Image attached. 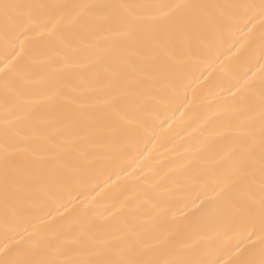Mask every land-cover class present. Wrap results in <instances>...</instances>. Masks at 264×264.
<instances>
[{
    "label": "bare ground",
    "instance_id": "obj_1",
    "mask_svg": "<svg viewBox=\"0 0 264 264\" xmlns=\"http://www.w3.org/2000/svg\"><path fill=\"white\" fill-rule=\"evenodd\" d=\"M0 2L64 6L32 10L22 43L5 41L0 18V260L25 259L30 243L45 240L60 259L81 264L94 258L87 248L95 240L133 228L146 259L234 260L236 245L247 247L261 221L216 192L232 184L238 134L261 126L264 15L213 6L261 0ZM106 4L209 7L181 10L188 24L180 34L153 39L141 29L126 39L109 10L79 7ZM134 11L151 17L166 9ZM222 11L232 14L227 29ZM6 129L20 146L10 158L17 174L7 205ZM40 149L60 162L30 168Z\"/></svg>",
    "mask_w": 264,
    "mask_h": 264
},
{
    "label": "snow or ice",
    "instance_id": "obj_2",
    "mask_svg": "<svg viewBox=\"0 0 264 264\" xmlns=\"http://www.w3.org/2000/svg\"><path fill=\"white\" fill-rule=\"evenodd\" d=\"M62 5H32L18 4L10 2H0V18L4 21V39L6 42L15 40L21 42V37L27 38V33L32 20V10L40 8L47 9L62 8ZM84 8H100L109 10V14L115 19V23L119 28V35L132 39L134 35L141 29H146L145 35L150 38H157L160 34L174 31L180 34L186 29L188 21L178 18V13L183 9H207V5H185V4H169V5H83ZM139 7H151L158 9H166L159 15L151 17L139 16L134 9ZM218 9H259L261 15H264V0L259 5H216ZM125 10L120 12L118 10ZM224 17L222 28L227 29L232 19V14L228 11H222ZM27 21V22H26ZM148 21L146 24L145 22ZM123 59V58H122ZM172 59L179 62V57L173 56ZM140 72L139 69H134ZM157 72L163 74L166 69H157ZM118 75L127 76L117 70ZM146 77H151L153 72L145 69L142 73ZM250 130L238 134L235 141L237 148L230 156L231 170L233 181L231 185L224 187L217 186L219 191L216 195L223 197L224 200L236 208L242 214L254 220L259 216L261 221V229L259 234L252 231L246 237L249 244L245 248H241L243 240L236 245L234 253L235 259L229 261V264H264V93H262L261 104V126L257 133L253 126L249 125ZM20 150V146L15 142H10L8 131L5 130V140L3 148V183L5 192V201L7 205L10 196V189L16 183V170L11 166L10 158L12 154ZM47 152L45 156L43 153ZM60 156L57 152L48 149L33 150L32 159L29 161L30 168L36 170H44L45 160L53 165L60 162ZM246 193L244 199H237L236 193ZM199 199V197H197ZM193 206L198 207L193 201ZM136 230L130 229L123 234L112 235L110 238L95 240L88 246L87 251L94 257L81 264H203L193 259L183 258L177 253V258L173 260H152L146 259L141 255L142 241L136 235ZM255 238V239H254ZM39 252V258H33L34 254ZM8 253H5L7 257ZM25 259H5L0 260V264H69L59 257L63 255L57 249V246L49 241L41 240L32 243L24 250ZM216 264V262H213Z\"/></svg>",
    "mask_w": 264,
    "mask_h": 264
}]
</instances>
